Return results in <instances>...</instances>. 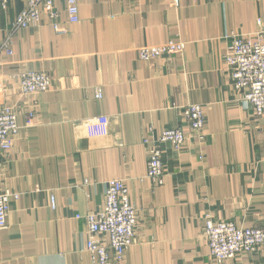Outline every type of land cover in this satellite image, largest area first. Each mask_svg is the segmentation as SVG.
<instances>
[{"label":"crops","instance_id":"0c3cea01","mask_svg":"<svg viewBox=\"0 0 264 264\" xmlns=\"http://www.w3.org/2000/svg\"><path fill=\"white\" fill-rule=\"evenodd\" d=\"M78 4L71 23L67 0H54L64 33L46 12L42 24L13 29L26 0L0 8V49L13 50L1 54L0 104L16 109L20 126L0 170V191L18 194L0 228V264H92L85 215L103 208L114 178L138 211L120 264H264V249L217 262L204 234L207 218L264 226V118L234 88L225 60L227 35L264 30V0ZM172 39L186 42L182 54L140 59V47ZM29 70L48 73L50 88L21 94L17 75ZM189 103L205 109L203 141L183 117ZM99 116L107 134L91 136L85 121ZM174 127L187 140L165 149L156 185L144 138Z\"/></svg>","mask_w":264,"mask_h":264},{"label":"built area","instance_id":"2783aa9c","mask_svg":"<svg viewBox=\"0 0 264 264\" xmlns=\"http://www.w3.org/2000/svg\"><path fill=\"white\" fill-rule=\"evenodd\" d=\"M176 3L179 0H174ZM9 0H0V8H6ZM46 12L52 21L55 31L65 30L58 22V12L54 0H26V5L12 23L13 29L27 28L42 24V15ZM68 20L79 21L78 0H67ZM226 47L225 60L230 70L234 88L241 93L243 101L250 104L257 118H264V30L253 34L230 33ZM186 42L169 40L165 43L144 45L138 49L141 60L149 61L164 55L182 54ZM12 55L13 50L8 42L0 49L1 54ZM19 90L23 95H32L47 91L51 78L43 71H23L17 75ZM96 96L101 97L98 90ZM35 112L31 109L26 115V124L31 125ZM183 117L188 123L191 134L203 141L205 139L206 113L201 104L189 103L183 108ZM107 117L99 116L85 121V127L91 136L107 134ZM18 113L12 106L0 104V170L3 156L11 150L18 135ZM146 135L147 176L156 185L165 181L163 155L166 148L179 151L187 140V134L181 127L165 128L158 134L151 131ZM18 198L17 193L9 190L0 191V228L7 226L10 202ZM51 205L56 207V199L51 197ZM80 217V215H78ZM88 223L86 249L92 256V264H120L125 252L134 242L138 211L131 203L128 189L121 179H110L106 184L105 203L98 212L85 215ZM204 234L210 253L217 262L234 258L241 253H254L264 249V226L243 227L233 221L207 218Z\"/></svg>","mask_w":264,"mask_h":264}]
</instances>
